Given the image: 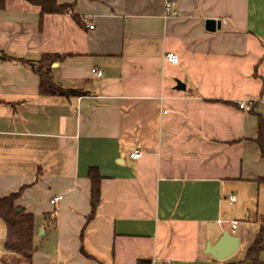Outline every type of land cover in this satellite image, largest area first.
Instances as JSON below:
<instances>
[{"label": "crops", "instance_id": "obj_1", "mask_svg": "<svg viewBox=\"0 0 264 264\" xmlns=\"http://www.w3.org/2000/svg\"><path fill=\"white\" fill-rule=\"evenodd\" d=\"M165 3L57 0L67 11L43 14L4 0L0 57L66 56L54 82L86 94L43 96L31 68L0 60V199L21 190L35 216L32 264L246 258L264 216V0H174L172 16ZM91 168L101 197L87 223ZM226 231L239 248L216 259L207 245ZM5 237L0 219V264Z\"/></svg>", "mask_w": 264, "mask_h": 264}, {"label": "trees", "instance_id": "obj_2", "mask_svg": "<svg viewBox=\"0 0 264 264\" xmlns=\"http://www.w3.org/2000/svg\"><path fill=\"white\" fill-rule=\"evenodd\" d=\"M32 4L39 6L43 14L63 13L67 11V6L57 5V0H29ZM4 7V0H0V8ZM66 56L59 54L44 55L33 62L27 59L10 58L2 56L0 60L15 61L16 63L31 68L40 78L39 93L43 96L58 97H81L85 93L76 90H67L57 85L52 76L50 67L54 62L62 61ZM264 156V120L259 118V137L257 140ZM88 177L92 185L91 193V214L87 218V223L95 217L101 197V176L97 168L89 170ZM21 194V190L7 197L0 199V219L6 225V237L4 248L9 253L2 258V264H32L33 255L37 248L34 245L35 216L28 213L24 208L16 206V200ZM259 230L246 251V258L243 261L230 264H264L260 259L261 252L264 251V216L259 219ZM138 264H151L150 261H139Z\"/></svg>", "mask_w": 264, "mask_h": 264}, {"label": "water", "instance_id": "obj_3", "mask_svg": "<svg viewBox=\"0 0 264 264\" xmlns=\"http://www.w3.org/2000/svg\"><path fill=\"white\" fill-rule=\"evenodd\" d=\"M219 22L214 20H208L207 21V30L209 31H215L217 28H219ZM184 89L185 85L177 81V89ZM239 248V239L232 235L230 232L226 231L223 233L221 239L219 242H217L214 246H211V244L207 245L206 253L210 254L216 259H226L230 256H232Z\"/></svg>", "mask_w": 264, "mask_h": 264}, {"label": "built area", "instance_id": "obj_4", "mask_svg": "<svg viewBox=\"0 0 264 264\" xmlns=\"http://www.w3.org/2000/svg\"><path fill=\"white\" fill-rule=\"evenodd\" d=\"M165 12L167 13V15H176V12L174 10V0H166V3H165ZM89 29H94V26L93 25H89L88 26ZM166 60L169 62V63H172V64H177L178 63V57L175 55V54H167L165 56ZM98 77H100L102 75V73L100 71H93ZM241 109L245 108V104L244 103H240V106H239ZM142 156V153L139 151V150H135L133 151L132 153L129 154V157L132 159V160H137L139 159L140 157ZM63 199V196L60 195V196H57L53 199H51V204L52 205H57L58 202H60L61 200ZM232 201L235 200V197H232L231 198ZM238 222L237 221H233L232 222V227L235 228L237 226Z\"/></svg>", "mask_w": 264, "mask_h": 264}]
</instances>
